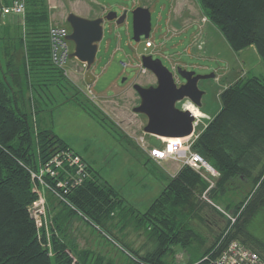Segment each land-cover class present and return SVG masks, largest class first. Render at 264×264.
Segmentation results:
<instances>
[{
	"label": "trees",
	"instance_id": "obj_1",
	"mask_svg": "<svg viewBox=\"0 0 264 264\" xmlns=\"http://www.w3.org/2000/svg\"><path fill=\"white\" fill-rule=\"evenodd\" d=\"M32 1L42 2L26 0L25 40L21 35L18 44L6 45L4 56L0 53V264H102V259L92 257L89 250H78L66 238L65 225L73 216L103 232L115 218L123 228L133 223L137 229L148 230V239L155 246L140 257L157 264L192 262L208 254L214 258L233 240L264 261V74L246 76L221 91L219 110L191 142V151L218 173L212 186L199 173L182 166L150 205L139 211L84 161L88 177L74 187L69 184L60 209L48 211L51 242L46 248L29 211L36 199L31 172L38 171L56 150L79 154L51 127H40L39 112L36 120L17 105L14 88L6 79L13 74L23 92L28 68L39 66L53 75L54 83L66 84L62 72L50 62L48 29L44 26L48 15L34 12ZM197 2L231 50L253 46L264 66V0ZM65 27L70 30L67 24ZM4 30L7 28L0 26V40ZM23 41L24 58L14 69V51L23 47ZM1 58L8 60L3 64ZM20 71L25 82L19 80ZM68 100L105 125L97 110L78 98L77 91ZM58 174L62 178V173ZM43 178L52 183L49 176L44 174ZM218 206L228 210V215ZM176 248L181 260L175 258Z\"/></svg>",
	"mask_w": 264,
	"mask_h": 264
},
{
	"label": "rangeland",
	"instance_id": "obj_2",
	"mask_svg": "<svg viewBox=\"0 0 264 264\" xmlns=\"http://www.w3.org/2000/svg\"><path fill=\"white\" fill-rule=\"evenodd\" d=\"M32 3L34 12L45 11L48 15V21L44 25L47 29L52 25L66 26L65 19L70 12L88 19L102 16L108 11H115L117 15L126 12L123 24L116 25L108 21L103 24V39L98 44L96 59L90 68L94 76L91 86L94 97L92 98L82 85L80 75H85L86 70L77 63H71L70 68L67 64L66 68L73 70L74 75L67 78L62 75L66 80L63 85L62 81L48 85V81L36 77L34 69L28 68V76H32L28 77L29 80L26 79V86H32L36 92L33 95L28 92L27 112L34 118L39 115L41 128L50 129L52 125L53 131L65 140L83 161H88L103 179L139 211H144L172 178L167 174L173 172L171 167L181 169L183 166L168 156L161 157L153 153L155 150L158 153L164 151L163 141L144 134L142 128L145 125V117L132 111L139 103L133 84L144 87L155 84L151 72H140V56L151 55L152 58H158L171 71L172 66L177 64L196 74H214V77L198 82V87L205 91L199 108L189 100L176 104L181 109H185L186 105L194 107H189V110L199 116L195 134L206 127L219 110L221 91L246 76L264 74V66L254 47L249 46L237 52L231 50L220 31L201 11L197 0H42ZM138 6L147 7L150 11L151 32L148 39L152 42L151 48H145L146 39L143 37L139 42L132 40L131 12ZM0 26L7 28V31L4 30L1 34L3 38L0 40V53L4 56L6 45L10 47V44H18L21 35L25 40L24 25L17 17L9 16ZM189 48L190 52L187 51ZM24 54L25 41L23 47L14 51V69L20 66L19 59L24 58ZM70 61L75 62V59ZM120 62L129 65L123 68ZM69 71L67 75L70 74ZM20 72L22 74V71ZM123 78L125 79L122 81ZM22 80L25 82V79ZM183 81L179 79V83ZM76 91L78 98L87 101L97 110L105 125H99L72 104H60L73 97ZM140 135L144 138L147 136L148 142L138 141L137 137ZM143 144L145 145L142 146ZM141 150L147 153L148 159L157 164L159 169L162 168V179L157 177L158 169L145 163ZM42 167L33 173L39 174ZM214 178L217 177L213 176L212 180ZM156 186H160L159 189H156ZM32 190L36 196L35 200L41 201L42 216L37 218L36 222L40 237L43 236V243L48 249L51 242L48 238V211L52 207L55 211L60 209L62 200L47 190H43L42 194L33 186ZM218 209L223 210V206H218ZM223 212L228 215L229 211ZM107 226L106 233L110 239L103 235L102 231L97 232L73 216L65 225L66 238L78 250H89L93 253L92 257L102 259V264H134L133 259L126 256L120 248L127 250L126 247H131L139 252L135 254L129 250L132 256L141 259V255L153 250L155 246L151 239H148V230L137 229L133 223L123 228L118 218H115ZM113 240L117 241L116 244ZM176 250L175 258L181 260V252L177 248Z\"/></svg>",
	"mask_w": 264,
	"mask_h": 264
},
{
	"label": "water",
	"instance_id": "obj_3",
	"mask_svg": "<svg viewBox=\"0 0 264 264\" xmlns=\"http://www.w3.org/2000/svg\"><path fill=\"white\" fill-rule=\"evenodd\" d=\"M132 40L139 42L141 37L148 39L151 32V15L147 7L138 6L131 12ZM126 19V12L117 15L115 11H108L104 17L93 19L81 17L75 13H68L66 22L70 27L67 40L73 45L69 55L85 65V82L91 84L94 76L90 72L98 51V44L103 38V24L105 21H115L121 25ZM141 65L151 72L155 84L141 86L133 84V89L139 97V103L132 108L136 114L143 115L146 123L142 132L159 138H186L193 133L194 115L188 109L176 106L183 100H189L196 107L201 106V98L205 91L198 87L200 80L214 77V74H196L181 67L173 73L164 66L160 59L151 55L140 56ZM175 75L184 80L177 84ZM125 78L122 79V81Z\"/></svg>",
	"mask_w": 264,
	"mask_h": 264
},
{
	"label": "built area",
	"instance_id": "obj_4",
	"mask_svg": "<svg viewBox=\"0 0 264 264\" xmlns=\"http://www.w3.org/2000/svg\"><path fill=\"white\" fill-rule=\"evenodd\" d=\"M26 10V0H0V20L5 21L9 16H15L21 24L24 25V15ZM69 30L65 26L52 25L48 28L47 38L49 43V58L53 67L63 72L66 75V67L70 61L69 55L72 52L71 42L67 40V35ZM145 48H151L152 42L146 39L144 42ZM80 63V62H79ZM123 68L128 67L129 64L120 62ZM82 69H85V65L80 63ZM179 67L177 64L172 66V72H176V68ZM139 68L141 73H146V70L141 63H139ZM175 81L179 83V78L175 75ZM90 85V84H89ZM87 85V86H89ZM88 93L91 97H94L93 92L89 87H86ZM188 101V100H186ZM189 107H194L192 105H186L184 108L189 110ZM193 113V112H192ZM193 121V133L191 136L186 138H160L164 144V151L157 152L155 150L153 153L157 156H168L175 161H178L183 166H188L200 176H202L209 186H212L213 176H217L216 170L199 154L192 152L190 149L191 142L195 139L197 134L195 130L199 124V116L194 114ZM138 141L144 142V136L140 135L137 137ZM159 138V137H157ZM143 144L142 146H144ZM62 173V178H59L58 173ZM47 175L52 178V183L44 180L43 175ZM88 177L86 164L82 158L66 150H56L51 158L44 164L39 174L31 172L32 181H34L33 187L42 194L43 190H47L50 194H54L65 202L62 194L66 193V190L80 184L84 179ZM212 177V178H211ZM211 178V179H210ZM56 187H54V185ZM40 188L41 190L39 191ZM62 190V193L59 191ZM35 221L37 218H41V201L40 199L35 200L29 207ZM85 222V221H84ZM37 224V222H36ZM95 230L101 231L97 226L90 224ZM38 227V224H37ZM103 235L109 238L106 232ZM116 241V240H115ZM113 240V242L116 244ZM120 248V247H119ZM126 256L133 259L134 264H157L147 260L135 258L132 253L125 248H120ZM166 264H264V261L259 257V255L248 247L244 246L240 242L233 240L228 242L223 248H221L217 255L212 258L210 254L203 256L197 261L192 262H178V263H166Z\"/></svg>",
	"mask_w": 264,
	"mask_h": 264
},
{
	"label": "crops",
	"instance_id": "obj_5",
	"mask_svg": "<svg viewBox=\"0 0 264 264\" xmlns=\"http://www.w3.org/2000/svg\"><path fill=\"white\" fill-rule=\"evenodd\" d=\"M103 39V38H102ZM105 46L107 47L108 46V44H105ZM188 52H190L191 51V49L189 48L188 50H187ZM255 51V50H254ZM98 52V51H97ZM259 58V57H258ZM260 59V58H259ZM8 60V58H1V61H2V63L3 64H5L6 63V61ZM72 60V59H71ZM19 63H20V66H21V63H22V58L21 59H19ZM18 63V64H19ZM71 63H77L78 65H79V67H81L80 66V63H79V61L78 60H76L75 59V62H72V61H69V68H70V64ZM76 64V65H77ZM19 66V67H20ZM19 67H17V68H19ZM33 69H34V73L36 72L37 73V76L36 77H39L40 79H42L43 81H48V85L49 84H52V83H54V77H53V75L52 74H50L49 72L48 73H46L43 69H41V67H39V66H37V67H34L33 66ZM72 69V68H71ZM68 71H69V69H67L66 68V75L65 74H63V72H62V74H63V76H65L66 78L67 77H72L73 75H74V71L73 70H71V71H69V73L70 74H68L67 75V73H68ZM33 73V74H34ZM35 73V74H36ZM73 73V74H72ZM76 73H77V71H76ZM19 74H20V77H19V80H22V79H24V74L22 73L21 74V72H19ZM32 75H30V77H31ZM29 77V78H30ZM6 79L7 80H9V82L11 83V85L13 86V91L15 92V95H16V102H17V105L21 108V109H25L26 111H27V109H28V102H27V97L29 96V93L28 92H30L31 93V95H33L35 92H36V90H33V87L32 86H28L27 88H25V90H23V92L21 91V89L23 88V86H19V82H17V80H15L14 79V76H13V74H8V75H6ZM29 80V79H28ZM80 80H81V82H82V85L84 86V87H89V89H91V86H93V83L92 84H87L86 82H85V79H84V74H83V76H82V73H81V75H80ZM94 82V81H93ZM87 85H89V86H87ZM20 87V88H19ZM47 100V99H46ZM62 103V102H61ZM60 103V104H61ZM64 103H66V104H72L73 106H75V107H78V108H80L73 100H66ZM63 104V103H62ZM81 109V108H80ZM82 110V109H81ZM83 111V110H82ZM84 112V111H83ZM84 113H86V112H84ZM87 114V113H86ZM88 115V114H87ZM89 116V115H88ZM90 117V116H89ZM146 119V118H145ZM145 123H146V121H145ZM100 125V124H99ZM52 126V125H51ZM50 126V127H51ZM52 129V128H51ZM52 131H53V129H52ZM54 132V131H53ZM55 133V132H54ZM56 134V133H55ZM149 136H151V135H149ZM151 137H154V136H151ZM148 142V138H147V136H146V138H144V143H147ZM140 144V143H139ZM72 148V147H71ZM73 149V148H72ZM141 152H142V154H143V156H144V161H145V163H147V164H150L152 167H155L156 169H158L159 170V172H158V174H157V177H160V179H162L163 178V170H162V168L161 169H159V167H157V164L155 165L152 161H150L149 159H148V156H147V153L145 152V153H143V150H141ZM86 160V159H85ZM88 162V161H87ZM89 163V162H88ZM173 167H171V170L173 171L171 174L169 173V172H167V174L170 176V177H173V176H175V174L178 172V170H179V168H176V169H172ZM95 169V168H94ZM96 170V169H95ZM97 171V170H96ZM160 187V186H159ZM159 187H157L156 186V189H159ZM163 188V187H162ZM162 190V189H161ZM160 190V191H161ZM159 191V192H160ZM159 194V193H158ZM157 194V195H158ZM156 195V196H157Z\"/></svg>",
	"mask_w": 264,
	"mask_h": 264
},
{
	"label": "flooded vegetation",
	"instance_id": "obj_6",
	"mask_svg": "<svg viewBox=\"0 0 264 264\" xmlns=\"http://www.w3.org/2000/svg\"><path fill=\"white\" fill-rule=\"evenodd\" d=\"M107 12H105V13H103L102 14V17H104L105 16V14H106ZM119 16V15H118ZM109 22V21H108ZM111 23L113 22V23H115V21H110ZM65 23L68 25V23L66 22V19H65ZM69 26V25H68ZM69 32H70V30H69ZM72 44V43H71ZM71 60V59H70Z\"/></svg>",
	"mask_w": 264,
	"mask_h": 264
}]
</instances>
